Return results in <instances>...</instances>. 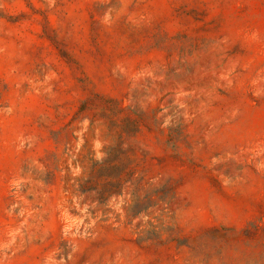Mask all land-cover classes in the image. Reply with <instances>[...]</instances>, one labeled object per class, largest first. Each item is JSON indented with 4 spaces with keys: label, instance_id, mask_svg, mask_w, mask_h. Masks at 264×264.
I'll return each mask as SVG.
<instances>
[{
    "label": "rangeland",
    "instance_id": "obj_1",
    "mask_svg": "<svg viewBox=\"0 0 264 264\" xmlns=\"http://www.w3.org/2000/svg\"><path fill=\"white\" fill-rule=\"evenodd\" d=\"M0 264H264V0H0Z\"/></svg>",
    "mask_w": 264,
    "mask_h": 264
}]
</instances>
